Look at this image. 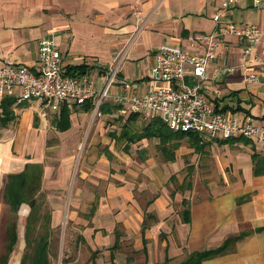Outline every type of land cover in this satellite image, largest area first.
Masks as SVG:
<instances>
[{
	"label": "crops",
	"instance_id": "obj_1",
	"mask_svg": "<svg viewBox=\"0 0 264 264\" xmlns=\"http://www.w3.org/2000/svg\"><path fill=\"white\" fill-rule=\"evenodd\" d=\"M220 1L0 0V67L8 59L38 72L37 43L49 37L63 74L86 72L107 94L100 116L90 101L56 110L38 99L18 102L19 88L0 99V115L5 103L12 113L0 127V257L10 216L6 179L36 167L40 186L34 195L51 208V228L67 222L80 227L69 232L61 264H183L224 245L201 264H264V143L207 142L159 124L151 129L154 120L113 104L127 84L138 95L150 91V68L161 45L202 54L205 42L191 44L189 38L217 31L212 15ZM223 21L264 32V0L258 7L239 0ZM243 44L222 39L206 66L203 93L225 116L264 124V39L246 64L256 82L246 81L239 68ZM115 62L117 79L107 83ZM223 67L235 70L222 73ZM184 72L193 82L189 65ZM29 211L22 204L17 212L20 244L8 264H20Z\"/></svg>",
	"mask_w": 264,
	"mask_h": 264
},
{
	"label": "built area",
	"instance_id": "obj_2",
	"mask_svg": "<svg viewBox=\"0 0 264 264\" xmlns=\"http://www.w3.org/2000/svg\"><path fill=\"white\" fill-rule=\"evenodd\" d=\"M261 1L254 0V5L258 7ZM238 2L239 0H221L220 6L212 15L217 31L200 38H189L191 44L196 40L205 42V51L202 54H190L178 47L161 45L156 49L154 63L150 68V91L138 95L135 85L127 84L123 93L113 98V104L119 107L127 105L128 112L146 121L160 120L172 132L193 133L207 142L220 138L264 143V124H256L249 116L242 121L225 116L215 110L203 93L206 66L216 58V51L224 37L243 40L239 68L243 70L246 81H257L256 75L246 64L255 55L257 46L264 39V32L254 24L240 25L223 21ZM137 14L135 10V17ZM37 58L38 72L3 59L0 67V99L11 94L14 88H19L18 102L38 99L56 110L61 104L82 105L90 101L93 103L94 113L100 116L99 108L107 96L106 89L97 90L92 77L86 72L63 74L61 55L53 39H39ZM186 65L191 67L193 82L186 79ZM234 70L235 67H223L220 71L230 73ZM117 72L118 62H115L108 67L107 83L117 79ZM121 112L124 113L122 110Z\"/></svg>",
	"mask_w": 264,
	"mask_h": 264
},
{
	"label": "trees",
	"instance_id": "obj_3",
	"mask_svg": "<svg viewBox=\"0 0 264 264\" xmlns=\"http://www.w3.org/2000/svg\"><path fill=\"white\" fill-rule=\"evenodd\" d=\"M5 105L4 113L0 115V127L12 120V113L8 110L9 104L5 103ZM152 123L151 129H154L153 126L157 124L166 127L160 120H154ZM167 130L169 129L167 128ZM174 133L186 136L194 135L195 138H198V135L193 133ZM198 141L200 140L198 139ZM39 173V169L34 167L24 173L10 175L6 179L3 198L8 206L10 216L5 224V246L0 257V264H8V259L17 245V212L22 204L30 206V211L25 219V247L20 264H51L50 239L54 233L50 224L51 214L49 209L43 208L42 203L36 201L38 198L34 195L40 186ZM224 246L217 251L193 254L183 264H201L214 255L221 254L224 251Z\"/></svg>",
	"mask_w": 264,
	"mask_h": 264
},
{
	"label": "rangeland",
	"instance_id": "obj_4",
	"mask_svg": "<svg viewBox=\"0 0 264 264\" xmlns=\"http://www.w3.org/2000/svg\"><path fill=\"white\" fill-rule=\"evenodd\" d=\"M80 155V157L76 159V163L77 166H79V164H82V150L78 153V156ZM78 168V167H77ZM46 198V197H45ZM45 202H47L48 204V200L45 199ZM50 209L51 208L48 206L47 209ZM88 210V208H87ZM21 211V209H20ZM19 217V216H18ZM22 221V218L19 217ZM79 225H74L73 223H68L64 226H60L58 227L56 230L54 229L53 232H54V236H53V247H51V253H50V261H51V264H61V257H60V253H61V249L63 250L64 247L66 248L68 245V241H67V237H68V234L69 232L71 231H75V232H79ZM20 240V239H19ZM20 243H18L17 246H19ZM17 249V247L15 248ZM4 252V251H3Z\"/></svg>",
	"mask_w": 264,
	"mask_h": 264
}]
</instances>
